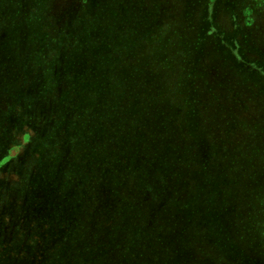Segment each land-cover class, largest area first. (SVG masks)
Returning <instances> with one entry per match:
<instances>
[{"label":"trees","instance_id":"trees-1","mask_svg":"<svg viewBox=\"0 0 264 264\" xmlns=\"http://www.w3.org/2000/svg\"><path fill=\"white\" fill-rule=\"evenodd\" d=\"M51 2L0 0V170L20 145L12 128L32 143L39 196L63 235L48 264H264V109L226 148L200 112L225 48L233 68L250 54L264 75V41L250 28L259 8L64 0L54 16ZM164 205L179 226L155 218ZM101 210L103 230L87 232L85 218L93 224ZM82 236L70 254L67 242Z\"/></svg>","mask_w":264,"mask_h":264},{"label":"rangeland","instance_id":"rangeland-1","mask_svg":"<svg viewBox=\"0 0 264 264\" xmlns=\"http://www.w3.org/2000/svg\"><path fill=\"white\" fill-rule=\"evenodd\" d=\"M52 1L55 4L51 2L50 7L53 8L54 16L58 15L63 7L66 8L65 5L62 7L64 0ZM58 3L61 5H57ZM251 4H254L255 8H259L254 14V22L252 21L250 26L251 39L260 45L258 41H264V0H251ZM55 5L57 6L54 8ZM219 22L226 30L232 28L231 21L223 15L219 16ZM235 56H237L236 53L225 48L217 57L218 60L214 59L210 62L209 69L213 74L206 78L208 81L206 96L208 95L209 98L211 95L212 98L202 101L200 108L203 117L206 115L205 122L208 124L215 144L220 145L221 148H226L229 144L244 139L250 129L251 121L259 119L264 109V75L253 64L246 62L253 60L254 56L246 54L248 60L243 62L242 69H235L231 66L229 61ZM225 57L229 64H227V68L221 69L220 64L225 60ZM239 65L241 66L242 63ZM225 71L228 73L227 76L224 75ZM205 73H207L206 69ZM225 96L228 97L226 107L221 109L222 99ZM24 109L26 110L27 107L23 106L22 108L19 104V110L24 111ZM220 109L232 111V113L229 112L232 115L225 116L228 113H222L219 111ZM35 110L33 107L30 109V111ZM12 122L13 116L6 121L8 128L12 126ZM28 129V126L24 127L25 131ZM9 131L20 145L12 151L13 157L9 160V165L3 166L0 170V264H48L55 255L54 252L64 242L60 241L63 239V235L57 227L58 224H55L50 212L47 211L50 207L42 201V196H39L42 190L37 180L39 172L32 143H23L21 133L15 132L12 128H9ZM187 143L189 144L190 140ZM191 172L189 169H180V174L184 178L190 177ZM173 180L176 182L177 179ZM97 190L102 195L103 201V188ZM132 190L135 193L140 191L138 188ZM137 198H140L139 195ZM107 199L108 202L111 200L108 195ZM138 200L140 205L149 207L153 205L151 203L150 205L142 204L141 199ZM164 208L154 207L155 218L167 226H179L180 215L176 210L165 205ZM89 209L93 210L90 207ZM101 213L102 210L96 216V221L93 224L88 217L85 218L84 224L87 232L103 230L105 218ZM75 233L76 237L78 233ZM78 241L79 243L85 242V236H82L80 240L67 242L70 254L73 253V243L77 244ZM83 252V256L88 254L87 251Z\"/></svg>","mask_w":264,"mask_h":264}]
</instances>
